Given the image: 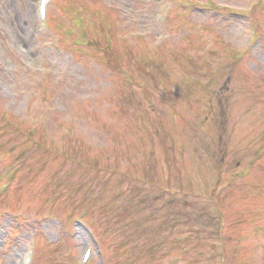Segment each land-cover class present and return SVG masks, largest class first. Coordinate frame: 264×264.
Masks as SVG:
<instances>
[{
    "label": "rangeland",
    "instance_id": "374dc122",
    "mask_svg": "<svg viewBox=\"0 0 264 264\" xmlns=\"http://www.w3.org/2000/svg\"><path fill=\"white\" fill-rule=\"evenodd\" d=\"M172 2L0 0V264H264V0Z\"/></svg>",
    "mask_w": 264,
    "mask_h": 264
},
{
    "label": "bare ground",
    "instance_id": "6f19581e",
    "mask_svg": "<svg viewBox=\"0 0 264 264\" xmlns=\"http://www.w3.org/2000/svg\"><path fill=\"white\" fill-rule=\"evenodd\" d=\"M52 1H53V0H51V2H52ZM51 2H50V3H51Z\"/></svg>",
    "mask_w": 264,
    "mask_h": 264
}]
</instances>
